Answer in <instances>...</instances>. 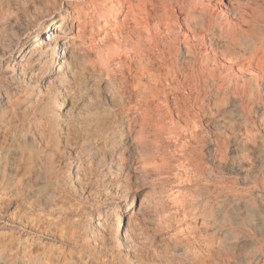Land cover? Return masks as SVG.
Masks as SVG:
<instances>
[{"label":"rangeland","instance_id":"obj_1","mask_svg":"<svg viewBox=\"0 0 264 264\" xmlns=\"http://www.w3.org/2000/svg\"><path fill=\"white\" fill-rule=\"evenodd\" d=\"M245 1L235 3L239 10L256 16L257 21L234 38L218 31L210 33L211 38L202 46L203 73L194 80L197 90L191 98L173 91L161 94L160 102L156 101L155 105L166 115L165 121L170 122L149 134L150 149L146 152L151 163L156 162L154 170L141 180V176L128 171L127 162L117 161L115 156L93 159L78 148L91 113L99 111L106 101L98 82L90 77L88 66H80L65 78L63 83L68 87L58 93L55 101L49 99L53 88L39 97L36 90L28 91L25 83L6 69L14 64L11 55L16 52V45L21 47L19 50L26 47L51 12L62 10L66 1L0 0V264H136V255L147 264H186L189 260L187 264H264V0ZM208 19L193 15L199 28H207ZM209 39L214 41L215 52H205L206 47L210 48ZM227 58L234 59L233 74L226 73L223 63ZM184 65H190L188 59ZM220 67L223 68L219 70ZM125 73L131 80L132 76L126 70ZM7 90L13 94L9 102L3 93ZM94 97L99 101L97 110ZM185 97L189 98L187 105L180 101ZM92 106L94 110L87 109ZM184 108L201 113L200 126L191 123L193 118L188 125L183 122ZM174 123L176 133L170 134ZM187 126L192 127L189 130ZM214 147L218 152L212 154ZM133 196L134 204L130 206ZM142 197L148 204L145 202L146 211L142 207L140 212ZM120 211L124 226L121 228L117 221ZM185 211L187 215L182 214ZM174 232L173 240L170 235ZM134 238L141 239V243ZM194 241L200 244L198 249ZM181 243L188 246L183 245L184 248Z\"/></svg>","mask_w":264,"mask_h":264},{"label":"bare ground","instance_id":"obj_2","mask_svg":"<svg viewBox=\"0 0 264 264\" xmlns=\"http://www.w3.org/2000/svg\"><path fill=\"white\" fill-rule=\"evenodd\" d=\"M62 1H66V4L62 8V10L57 9V10H54L53 12H51V14H50L51 16H49V18L46 19L47 21L45 22V24L41 28L37 29L35 31V34L32 36V38L28 40L26 47L19 50L21 47H19V44L16 45V47H15L16 52L12 53V55H11L13 57L12 59H13L14 64L13 65H11V64L7 65L6 69L9 70L13 74V77H16L18 79V81H19V79L22 80L25 83L28 91L32 92V91L36 90L39 97H41L44 94V92L47 91L48 89L53 88V91L50 93L49 99L52 101H55L57 96H58V93L62 90L65 91L68 87L65 83H63L65 78L68 75L73 74L78 68H80V66H84V67L88 66L89 70H90V72H89L90 77L92 79H94V81L98 82V86H100L99 88H101L103 90L102 92H104V94L106 95V97H103L102 99L104 100V98H105L106 101H105V103L104 102L102 103V100H101V103L103 106H102V108H99V111H93V113L90 112L92 116L89 120V125L86 128V131L84 130L85 131V133H84L85 138H82V141L80 143V147H78V148L87 151L86 153L89 156H92L93 159L99 158L100 160H103L105 158H108V157L113 158L115 156V157H117V161L127 162V164H128L127 167L129 169L128 170L129 172L131 171V172L135 173L136 175H139V178L141 176V180H144V178H145L144 174L154 170L153 166L155 164L154 162H156V161H154L153 163H151V160H149V158L147 156L146 151L148 149H150V147H148L149 145L147 143V138L151 132H153V131L158 132L159 127L163 128L164 125L169 126V122H170V120L167 122L165 121L166 120L165 113H163L162 110H160V108L157 105H155L156 101H159L158 99L160 98V95L161 94L166 95L167 93H170L173 91H177V92L181 93L182 95L188 94L189 97H190V95H193L195 93V91L197 90V86H196V83H194L195 82L194 80L199 79L203 73L202 63L204 62V57H203L202 46L204 45L205 40L211 36L210 33L214 34L215 31H218V32L225 33L228 36L234 38V37L241 35L246 30H249L254 25V23L257 21V18H256V16H251L245 10H243V11L239 10L237 7L238 5L235 3V0H228V1H225V0H62ZM26 2H28V1H26ZM245 2H243V3L245 4ZM36 5L37 4H35V6ZM32 10H33V8H32ZM198 14H200L201 16H208L209 19H208L207 28H204V27L199 28L193 22V15H198ZM223 38H224V36H223ZM8 43H10V42H8ZM208 43H210V48L206 47L205 52H207V51L215 52V49L213 46L214 41L209 39L207 44ZM15 44H17V43H15ZM60 49H61V51H60ZM247 49H248V47H247ZM4 53H5V50H4ZM6 54H8V53H6ZM261 58H264V54L261 56ZM187 59H188V63L190 64V65H188V67H186L184 65V61H186ZM233 60H234L233 58L232 59L227 58L226 60H224L223 64H225L227 67V71H226L227 74H233L235 72L233 70ZM221 68H223V67H220L218 69L220 70ZM254 68H257L256 65ZM125 70H126V72H128V74H130L132 76L131 80H129L130 78L126 75ZM251 70L254 71L253 69H251ZM257 70L258 69H256V71ZM239 71H240V67H239ZM119 72H121L120 76H119ZM258 72H259V70H258ZM42 76H43V78L41 79L40 77H42ZM241 76H243V74ZM247 76L248 75H246V77ZM73 79H75V78H73ZM118 79L120 81V84L117 83ZM191 79L193 80V82L191 81ZM99 80H102V82ZM223 82H225V81H223ZM18 84H20V83H18ZM93 84H94V82H93ZM174 84H176V85H174ZM86 85H87V83H86ZM86 85H84V86H86ZM221 86H223V85H221ZM87 88L91 89L92 87L89 88L87 86ZM94 89H96V88H94ZM209 89H210V87H209ZM96 90H98V89H96ZM96 90H94V91H96ZM236 90L238 91L239 89L236 88ZM11 92H10V90L3 92V93H6L5 95H6V98L8 99V102L10 101V99L13 95ZM65 93H67V91ZM97 93L100 94L99 91ZM93 95L96 96V93H94ZM102 96L103 95H101L100 98ZM97 97L96 98L94 97V98L97 100L99 98V97L98 98ZM91 98L92 97H90V100H91ZM182 100L185 102L184 104L189 102L188 101L189 98H187V97L180 99V101H182ZM171 101H172V99H171ZM98 102H99L98 100H97V103L95 102V104L93 102V105H95V107L98 106ZM173 103H175V102H173ZM170 104H172V103H170ZM190 106H191V104H190ZM92 107H94V106H92ZM92 107H89L87 109L91 108L90 111H92V109L93 110L95 109V107L94 108H92ZM183 107H184V105H183ZM97 109L98 108L96 107L95 110H97ZM201 109H203V108L201 107ZM1 110H2V108H1ZM84 111H86V110H84ZM80 113H82V112H80ZM84 113L86 114V112H84ZM183 113H185V115H186L185 121H183L186 123V125L189 124L190 118H193L195 120V121L192 120V122H191V123H194L195 126H198L200 124L199 117H201V116H199V115L201 113L198 114L199 111L196 110V112L195 111L191 112L190 110L185 109V111ZM182 117H184V116H182ZM169 118H170V116H169ZM203 119L205 120V118H203ZM172 123H173V121H171L170 125H172ZM82 124H85V123H82ZM180 125H181V123H180V121H178L177 126H180ZM204 125H206V124H204ZM207 125H208V123H207ZM40 126H42V125H40ZM173 126L175 129L171 130V131L169 130L170 134L176 133L177 126L175 123L173 124ZM203 126H202V129H203ZM186 128H188V126ZM190 128H188V129L190 130ZM205 128H206V126H205ZM205 128H204V130H205ZM199 129H201V127ZM65 132H67V131H65ZM186 132H188V131H186ZM197 132H198V129H197ZM187 136H186V138H187ZM202 136H203V134H202ZM189 137H191V135ZM173 138H175V137H173ZM187 141H191V139L187 140ZM77 143H79V142H77ZM175 143H177V141H175ZM160 151H162V150H160ZM181 151H183V150H181ZM215 151H217V149L214 147V151L212 152V154ZM157 153H159V152H157ZM97 161H99V160H97ZM113 164L115 165L116 163H113ZM188 167H190V166H188ZM114 168H116V167H114ZM120 169H121V167H120ZM115 171H116V169H115ZM80 172L78 171V173L80 175L83 174ZM93 173H96V172H93ZM198 174H200V173H198ZM196 175H195V177H196ZM74 176H76V175H74ZM81 176H83V175H81ZM83 177H85V176H83ZM188 179L189 178L187 177V180ZM89 180H91V179H89ZM189 180H188V182L190 184ZM74 181H75V179H74ZM76 181H78V179ZM107 181H108V179H107ZM182 183H184V182H182ZM79 184H81V182ZM181 185H183V184H181ZM198 185H200V184H198ZM199 190L200 189H198V191ZM178 191H179V189H178ZM180 191H183V190H180ZM187 191H189V190H187ZM167 192H168V190H167ZM148 195H150V194H148ZM176 195H173V196H176ZM134 197L135 196L132 197V200L129 203L130 206H132L134 204V200H135ZM145 197H146V195H145ZM146 198H148V197H146ZM172 198L173 197H171L170 199L173 201ZM184 198H185V196H184ZM165 199H167V198H165ZM180 199L182 201V198H180ZM145 200L146 199L143 198L142 201L140 202V207H139L140 212H142L145 209L144 208V206H145L144 203L146 202ZM148 200H149V198H148ZM226 200H228V199H226ZM175 201H176V199H175ZM157 203H159V202H157ZM143 204H144V206H143ZM182 204H184V203H182ZM174 205H176V204H174ZM160 206H161V204H160ZM164 208H162V209L164 210ZM162 209H161V211H162ZM188 209L189 208H187V210ZM145 211H146V209H145ZM148 211H150V210H148ZM107 213H109V212L107 211ZM164 213H166V212H164ZM186 213L187 212L185 211L182 214L187 215L188 213L187 214ZM144 215H145V218H149L146 216V214H144ZM122 217L123 216H122L121 211H120L117 214L118 226L120 228L124 227V226H122V224H123L122 223L123 222ZM186 220H187V218H186ZM156 221H158V220H156ZM153 222L155 224H157L155 222V220H153ZM153 222H151L150 225H152ZM175 222L176 221H174V223ZM202 222H203V220H202ZM127 223L130 225L129 220ZM160 223L161 222H159V224ZM164 223H166V221ZM96 225H98V223ZM132 226H134V225H132ZM156 227H154V228H156ZM187 227L189 228L188 225H187ZM192 227H194V225ZM201 228L203 229V227H201ZM157 231H158V229H157ZM180 231H182V230H180ZM192 231H193V229L191 230V232ZM124 232H125V230H124ZM130 233L132 235L134 234L133 231ZM159 233H160V231H159ZM179 233L180 232L177 233V237L180 236ZM175 234L176 233L174 232L172 235H170V238L173 239V237H175ZM188 234H191V233L188 232ZM193 234H195V233H193ZM137 237H140V236H137ZM170 238L168 241H171ZM190 238L191 237L189 235V239ZM189 239H187V240L189 241ZM208 239H209V237H208ZM138 240L141 243V239L135 240V238H134V241H138ZM163 240H166V239H163ZM163 240L161 239L160 241H163ZM193 240L191 239L190 241H193ZM181 241H182V239H181ZM123 242H124V240H123ZM173 243H174V241H173ZM187 243H189V242H187ZM194 243L196 245L195 241H194ZM198 243L199 242H197V244ZM183 245L188 246V244H183V243L180 244V246H183ZM199 245H196L197 249H198ZM212 245H213V242H212ZM111 246H113V244ZM191 246H192V248L194 247L193 245H191ZM183 247L185 248L186 246H183ZM202 247L203 246H201L200 249H203ZM191 250H189V251H191ZM205 250L206 249H204V251ZM168 251H170V250H168ZM175 251H176V249L174 250V253H176ZM194 251H195V249H194ZM204 251H203V253H204ZM190 253H192V252H190ZM205 253H207V252H205ZM177 254H179V253L177 252ZM194 255L196 256V254H194ZM194 255H193V257H194ZM187 256L191 257L189 255H187ZM106 257H108V256H106ZM136 257H138V260H137L138 262L136 261L137 262L136 264H147L145 261L142 260V257L140 255L139 256L136 255ZM171 257H172V255H171ZM203 258H201V259H203ZM104 259H106V258H104ZM107 259H109V258H107ZM134 259H136L135 255H134ZM174 260H176V258L173 259V261ZM194 260L192 262H194ZM51 261H52V259H51ZM156 261H157V259H156ZM196 261H195V263H196ZM159 262H161V261H159ZM182 262H184V260ZM99 264H101V263H99Z\"/></svg>","mask_w":264,"mask_h":264}]
</instances>
